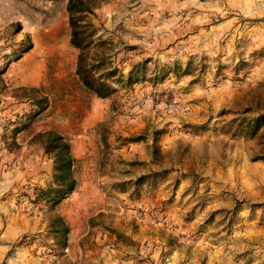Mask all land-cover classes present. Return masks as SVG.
I'll use <instances>...</instances> for the list:
<instances>
[{
    "label": "rangeland",
    "instance_id": "obj_1",
    "mask_svg": "<svg viewBox=\"0 0 264 264\" xmlns=\"http://www.w3.org/2000/svg\"><path fill=\"white\" fill-rule=\"evenodd\" d=\"M82 1L0 0V264H264V0Z\"/></svg>",
    "mask_w": 264,
    "mask_h": 264
},
{
    "label": "trees",
    "instance_id": "obj_2",
    "mask_svg": "<svg viewBox=\"0 0 264 264\" xmlns=\"http://www.w3.org/2000/svg\"><path fill=\"white\" fill-rule=\"evenodd\" d=\"M89 10L82 0H68L67 2V11L69 12V23L71 26L70 40L77 47L84 48L85 46L83 47L84 31L79 24L80 19L75 15L76 13ZM84 61L85 57L81 51L76 72L83 84L98 96L104 97L112 94L115 89L99 78H96L94 72ZM250 129L252 132H259L261 130L260 136L264 140V114L258 115L253 120ZM46 135L47 137L43 143V148L53 158V181L46 189L41 190V196L42 199L57 203L71 193L76 186V179L73 175L74 157L71 154L69 143L62 135L51 131L46 132ZM261 158L264 159V156ZM55 221L57 222L56 232L61 233V237H64L67 231V225L58 216L55 217Z\"/></svg>",
    "mask_w": 264,
    "mask_h": 264
},
{
    "label": "bare ground",
    "instance_id": "obj_3",
    "mask_svg": "<svg viewBox=\"0 0 264 264\" xmlns=\"http://www.w3.org/2000/svg\"><path fill=\"white\" fill-rule=\"evenodd\" d=\"M36 42H37V39H36Z\"/></svg>",
    "mask_w": 264,
    "mask_h": 264
}]
</instances>
